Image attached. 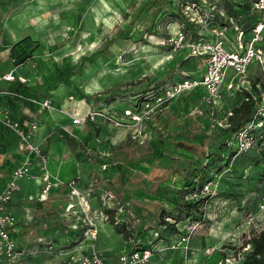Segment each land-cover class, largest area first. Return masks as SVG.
<instances>
[{
	"label": "rangeland",
	"instance_id": "obj_1",
	"mask_svg": "<svg viewBox=\"0 0 264 264\" xmlns=\"http://www.w3.org/2000/svg\"><path fill=\"white\" fill-rule=\"evenodd\" d=\"M182 1L0 0V35H7L11 30L18 32L11 40L28 38V51H31L35 64L42 68L39 74H44L52 88L55 87L56 68L68 73L70 84L63 87L73 98L67 99L70 105H78L82 93L84 104L81 106L89 107L87 112L115 110L120 118L128 106L122 101L125 97L144 89L163 88L182 74L196 75L200 71L201 58L187 57L184 48L174 50L175 42H178L182 31L185 35L182 46L186 48L187 44L209 36L211 29L199 21L201 9H184ZM202 1L210 12H215L216 6L221 5V0ZM160 7L164 8L163 12L159 11ZM172 8L184 9L189 22L195 20L196 25L192 24L198 27L199 37H194L183 23L172 18ZM140 11L144 21L136 19ZM221 14L237 23L224 10ZM146 26L151 28V32L145 31ZM251 74L249 83L263 86V69L255 67ZM96 96L109 101L102 100L97 105L92 100ZM187 96L177 97L169 102L168 107L157 110L140 134L133 133L134 125L126 120H121L123 124L119 128H110L108 122L100 119L97 126L92 125L97 129L90 125L82 128V132L90 130L95 136L91 144L96 147L92 149L96 153L93 157L96 168L93 181L100 184L99 191L102 187L110 190L122 203L126 194H133V201L127 206H117V210L119 218L125 217L128 229L138 236L137 243L143 245L169 243V238L175 240L178 236L158 231L160 215L169 210L167 205L151 197L158 182L165 178L174 180L176 172L186 176L199 163L205 164V155L219 154V148L210 135L212 124L209 120L205 124L203 119L192 115V109L198 104H191ZM181 139L195 148L192 154L167 151V147ZM159 141L163 142L164 156L146 161V155ZM262 152L264 143L257 151L258 154ZM257 153L256 150L250 151L231 164L238 172L246 169L250 174V156ZM113 162L124 164V191L115 180L117 175L110 172V167H102ZM229 174L223 173L218 194L208 202L209 212L204 227L199 234L190 236L195 238L194 247L204 238H207L209 246L200 253H193L188 243V249L180 248L173 255L163 249L164 254L156 259L158 264H241L242 252L249 251L247 245L244 249L242 245L263 227L264 217L255 211L251 174L242 179L235 172L232 176ZM74 213L54 216L51 229L44 236H41V228L33 230L30 240L17 249L16 258L6 264H78L79 255L92 252L101 254L111 263L120 249L127 250L133 244L125 243L124 236L117 235L102 212L98 214L96 225L93 223L95 226L86 229L71 226ZM185 222L178 224L181 226ZM155 233H159L158 236ZM216 238L221 244L210 245Z\"/></svg>",
	"mask_w": 264,
	"mask_h": 264
},
{
	"label": "built area",
	"instance_id": "obj_2",
	"mask_svg": "<svg viewBox=\"0 0 264 264\" xmlns=\"http://www.w3.org/2000/svg\"><path fill=\"white\" fill-rule=\"evenodd\" d=\"M186 8L195 9V5L192 4L191 8ZM252 9L260 13V18L256 24L254 23L246 31L233 23L232 18L223 16L222 12L218 13H220L219 16L221 15L223 26L209 27L211 29L209 36L187 44L186 48L182 46L185 35L180 31L174 50L184 48L187 57L201 58L202 68L198 74H183L171 84L161 88L152 98L140 102L136 101L133 104L129 103L127 109L120 114V118L115 114V110H108V113L98 110L96 112H87L79 117L69 116L72 119V126H97L96 123L100 119L108 122L110 128H119L123 124L121 120H126L128 124L134 125L133 133L140 134L144 130L147 121L154 117L157 110L168 107L169 102L177 97L199 92L198 105L195 109H192L193 112L191 111V113L197 118L206 114L207 119L212 124L210 127L211 133L219 127H228L227 120L232 116V110L235 107L237 108L240 103L243 101L254 103L253 118L236 132L227 135L224 143L227 151L234 152V158L230 161V166L232 165L231 162L239 156H243L250 151L255 152V150L257 153L259 147L264 143V84L263 86L258 83L251 85L248 78L253 75L251 72L255 67L264 71V0H254ZM207 17L209 18L210 15ZM199 21L203 25L206 24V21L202 18ZM191 22L195 23V20H191ZM230 27L234 32L229 31ZM1 79L5 81L15 80L10 73L4 74ZM68 98L69 100L73 99L71 96ZM226 100L231 102L227 109L223 108ZM32 103L40 105L42 109H49L51 102L50 99L46 98L41 103L34 100H32ZM0 115L1 125L16 134L17 150L22 153L19 165L12 170L11 176L6 182L7 184L0 191V261L12 262L17 255V243L13 238L16 228V216L9 210L8 204L19 190L18 181L29 179L40 184L42 198H46L49 191L56 184H53L50 180V173L47 169L43 150L32 142L37 131V124L25 129L11 118L6 110L1 112ZM223 156L227 158V153L225 152ZM38 163L42 164L43 172L40 176L35 177L32 168H34V164ZM249 163L247 165L252 168L251 161ZM1 167L2 162L0 160V179L3 177ZM229 170L228 168L222 172H210V179L205 182L196 178L194 180V190L184 197L185 202L203 200L201 208L203 220L208 212L209 200L215 198L218 194V184L222 179L223 173L225 171L228 173ZM241 171L243 174L242 178L249 174L246 173V169ZM261 172L264 173V165L260 170ZM261 182L264 185V179ZM68 185L70 188L69 202L65 207V211L75 212L76 208H83L88 211L90 202L75 187V181H70ZM102 201V206L105 208L110 205L117 207L129 204L118 201L110 190L102 192ZM256 211L260 216L264 217V193L257 203ZM95 218H98V211L92 213L90 219L84 222L85 225L92 227V220ZM125 221V217H122L118 222ZM204 224L200 221H191L189 219L181 226L177 224L176 227L180 236L167 249L172 252L180 248L188 249L190 236L199 232L204 227ZM263 228L264 225L261 229ZM155 235L158 236V233H155ZM148 246L149 248L144 250L138 248L132 250L122 249L116 264H148L153 253L157 251V245L148 244ZM77 262L78 264H106L103 256L95 252L79 255Z\"/></svg>",
	"mask_w": 264,
	"mask_h": 264
},
{
	"label": "crops",
	"instance_id": "obj_3",
	"mask_svg": "<svg viewBox=\"0 0 264 264\" xmlns=\"http://www.w3.org/2000/svg\"><path fill=\"white\" fill-rule=\"evenodd\" d=\"M1 22L2 19L0 18V23ZM14 33L18 35V32ZM14 33L10 30L7 35H0V113L6 110L11 118L17 121L25 129H28L31 125L37 124V131L32 142L43 150V154L46 157L47 169L50 173V180L53 184H56L49 191L48 196L42 198L40 184L29 179H21L18 181L19 190L9 202L8 208L13 212L14 216H16V228L15 233H13V238L17 243V249H19L23 242H28L30 240V237L34 234L33 230L36 231V229L41 228V232L43 233L41 236H44L46 232L51 229V221L54 219V216H65V213H67L65 207L69 202L70 188L68 183L70 181H75V187L82 195L86 196L90 202V209L88 211L83 208H76V214L74 213L71 217V226H78L80 229H86V227H88L84 222L87 219H90L94 211H98V214L101 213L102 202L100 198H102V192L106 190V188L103 189L102 187L101 191H99L100 184L94 182L92 177L93 172L96 171L93 161V157L96 153L92 151V149H96V147L91 146L95 140V136L93 137L90 130L82 132L84 126H72V119L69 117H79L85 114L89 110V107L81 106L84 104L82 103L83 100H79L78 105H70L71 103H68L67 99H69L68 97L71 95H68L67 90L63 87L65 85L57 83L55 78V87L52 88L53 86H51V84L44 78V74H39L40 70L42 72V68H39V65L35 64L33 57L21 65H15L10 54L12 53V47L20 40H11V38H15ZM39 56L44 59L42 55ZM8 73L15 78L14 81H5L1 79L4 74ZM14 89H17L19 94L21 92L26 93L29 99H23L21 96L12 94V90ZM197 94H199V92L187 96L191 99V104H194L195 102L198 104L199 95ZM43 98L50 99L51 103L49 109H42L40 105L32 103V100L38 102V100L40 101ZM230 104L231 102L229 100L224 101L223 108L227 109ZM97 105L99 104L97 103ZM203 120L206 124L207 120ZM89 136H91V138L87 140L85 146L86 152H84L79 142ZM69 138H73L76 141H72L73 144H69ZM76 154H79L81 159L84 154L89 157L83 161L81 159L77 160ZM21 159L22 153H19L17 150V138L15 137V134L5 129L0 123V160L2 162L1 171L3 174V177L0 179V191L5 184H7L6 182L10 178L12 170L19 165ZM113 163L123 164L121 162ZM107 165L110 167V172L117 175L115 170L112 169L113 167L110 164ZM107 165L103 164L102 167H106ZM33 167V175L35 177L40 176L43 172L42 164H34ZM255 173V169L252 168L250 173L251 176L255 175ZM174 177V180L177 182L183 176L176 172ZM117 179L118 175L115 180L117 181ZM165 179L159 181L158 184ZM82 186H84V188ZM252 191V193H254L252 200L255 199L254 205L257 206V203L264 193L263 183L258 181L254 184V189ZM125 196L126 199L124 202L130 204V202L133 201V194L128 193ZM256 196L257 198H255ZM151 197L154 200L167 205L166 202L155 197L153 193L151 194ZM167 207H169V205H167ZM208 218H210V216H208ZM96 219L97 218L92 220V223L95 225ZM212 228L213 226L211 229ZM196 233L199 234L200 231ZM179 236L180 234L177 236V239ZM177 239L175 238V240H171V238H169V243L170 241L172 243ZM194 239L193 236L189 242L190 248L193 253H200L201 250L208 245L207 238H204L203 240L201 239L196 247L193 245ZM34 241H36V239H34ZM169 243L168 241H165L164 243H155V245H157V251L153 253L148 264H158L156 259L164 254L162 251L163 249H166L169 255L177 253L178 250L172 252L167 249L170 245ZM217 244H221L220 240L217 238L210 242V245L212 246H216ZM121 250L122 249H120V251ZM120 251L116 254L111 263L103 257L105 263L116 264ZM16 252L18 251L16 250ZM0 264H6V262L2 260L0 261Z\"/></svg>",
	"mask_w": 264,
	"mask_h": 264
},
{
	"label": "trees",
	"instance_id": "obj_4",
	"mask_svg": "<svg viewBox=\"0 0 264 264\" xmlns=\"http://www.w3.org/2000/svg\"><path fill=\"white\" fill-rule=\"evenodd\" d=\"M254 0H221V5L216 6L217 10L214 12H210V10L206 9V5L203 3L202 0H183L182 8L190 7L191 5H195V9H201L200 16L203 20L206 21V26L208 27H220L222 25L221 18L218 14L219 12H223V10L226 12L227 15L230 17H234L237 20V25L242 28L243 30H248L251 28V26L259 20L260 13L256 12V10L252 9V3ZM184 8V9H185ZM184 9H171L172 11V18L179 20L183 25L185 26V29L187 31H191L194 37L198 36V27L195 28L193 24L194 22H189V20L186 18V13L184 12ZM160 12L164 11L163 7H160ZM252 14V15H251ZM142 12L140 11L138 13V16L136 17L137 20H143L144 17L141 16ZM210 15L208 18L207 16ZM255 18H254V16ZM243 19V20H242ZM136 20V21H137ZM136 24L133 20L132 22ZM193 23V24H192ZM196 25V24H195ZM223 26V25H222ZM229 26V25H228ZM134 27V26H130ZM145 31L151 32V28L146 26ZM230 32H234L233 29L229 28ZM28 41V38H25L19 42H17L11 49V58L13 59V63L15 65H21L25 63L27 60L32 58L31 51H28V44L26 42ZM182 59L180 58V61ZM176 65V64H175ZM174 69V68H172ZM64 70L60 69L59 67L56 68V82L62 83L64 85H69L70 83L67 80L68 73L63 72ZM168 81V80H167ZM161 89V88H160ZM160 89L158 87L152 88L150 90L144 89L143 91L134 94L133 96L125 97L126 99H123L122 101H125L126 103L133 104L134 102H140L145 99L152 98L154 95H156ZM13 93L17 96H21L23 99H29L27 97L28 95L26 93H18L17 89L12 90ZM79 100H83L84 96L82 93L79 95ZM15 98V97H14ZM46 99V98H45ZM96 103H101L102 100L109 101V99L106 98H100L94 97L92 98ZM44 100L41 99L38 102H42ZM254 114V103L251 101L245 102L243 101L240 103L237 108L232 110V116H230L227 120L228 127L227 128H217L214 132H212L210 135L215 140L217 147L219 148V154L218 153H212L209 155H205L206 162L205 164H198L197 168H194L193 172H188L186 176L184 175L179 181L176 182V180H170L165 179L163 182H160L157 184V187L155 191L153 192V195L157 197L158 199L164 201L169 205V210L163 212L160 215L159 218V227L158 231L160 234L169 233L171 235H179V231L176 227V225L180 222H184L185 220L189 219L191 221H200L202 223L205 222V219L203 220L202 217V204L203 200L195 201V202H185L184 197L189 194L192 190H194V180L196 178L200 179V181L205 182L206 180L210 179L209 174L213 171L222 172L225 169H230L228 173L229 176L233 175V172H235L240 179H242V169L238 172L233 165L230 166V161L234 158V152H230L226 150L225 145V138L227 135L232 134L239 130L240 127L244 126L245 123L249 122L253 118ZM203 119H207V115L200 117ZM207 124V123H206ZM93 128H96L95 126L90 125ZM5 128V127H4ZM7 129V128H5ZM97 129V128H96ZM9 130V129H7ZM11 131V130H9ZM12 132V131H11ZM14 134V133H13ZM16 135V134H15ZM16 137V136H15ZM91 136L84 138L79 142L81 145V148L86 152L85 146L87 140H89ZM72 143V141H76L73 138L68 139ZM73 144V143H72ZM169 148L167 147V151H184L185 153H188L189 155L192 154L195 148L190 145H186L181 140H177L173 144H171ZM163 142L159 141L158 144L154 146V148L151 149V152H148L145 159L146 161H149L150 158H160L163 155ZM166 151V150H165ZM227 153V158H225L223 155L224 153ZM85 154L82 156V159L79 157V154H76L77 160H85L87 159ZM252 168L255 169L256 173L255 175H250L251 183L256 184L258 181H262L264 179V173H260V170L262 169L264 165V152L260 154H254V156H250ZM250 162V161H249ZM107 165V164H106ZM115 170V172L118 175L117 182L120 185V188L122 191H124V175H125V169L123 164L119 163H113L110 164ZM230 166V167H229ZM242 182V181H241ZM223 193V192H222ZM257 198V196L255 197ZM115 207V206H114ZM113 206L103 207L101 204V212L102 214H105V216L109 219L108 222L113 226L114 231L122 236H124V241L129 243H133L132 245H129V249L138 248L141 250L148 249V245H143L140 243H137L138 236H136L134 231H131L127 227V222H118L119 221V214H118V208ZM86 231L83 230V233ZM159 234V233H158ZM160 236V235H159ZM246 245L249 247V251H243L242 252V261L241 264H264V228L261 229L259 232L252 234L247 241L243 243V249L246 247Z\"/></svg>",
	"mask_w": 264,
	"mask_h": 264
}]
</instances>
